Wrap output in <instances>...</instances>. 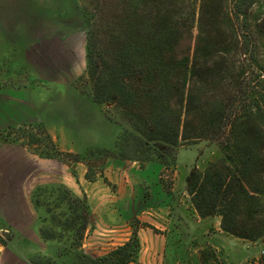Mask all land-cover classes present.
I'll use <instances>...</instances> for the list:
<instances>
[{"label":"trees","instance_id":"trees-1","mask_svg":"<svg viewBox=\"0 0 264 264\" xmlns=\"http://www.w3.org/2000/svg\"><path fill=\"white\" fill-rule=\"evenodd\" d=\"M97 5V12L82 9L84 77L91 100L119 129L111 147L73 154L86 166L85 179L102 175L94 170L92 157L174 170L179 148L204 139L217 145V153L200 167L199 152L185 176L193 209L200 217L219 216L221 230L235 237L263 236L264 0H111L115 12L104 23L102 4ZM99 23L109 43L105 53L94 43ZM193 27L195 36L179 55L175 46L181 29ZM33 126L39 131L30 132L22 145L63 162L72 154L57 147L43 123L23 127ZM13 130L7 128L5 136ZM38 143L40 151L32 148ZM50 187L68 206L56 213L37 197L41 187L32 193L39 236L53 241L52 250L45 247L30 257L32 264H136L141 246L137 228L105 253H88L82 248L84 232L91 227L85 193L75 195L63 184ZM7 240L0 238V244Z\"/></svg>","mask_w":264,"mask_h":264},{"label":"rangeland","instance_id":"rangeland-1","mask_svg":"<svg viewBox=\"0 0 264 264\" xmlns=\"http://www.w3.org/2000/svg\"><path fill=\"white\" fill-rule=\"evenodd\" d=\"M97 4H102L100 16L102 23H104L115 12H112L111 0H78L77 7L74 0H0V33L1 35H8V37L2 36L1 38L7 40V42L10 41V45L7 43L11 47V57L9 59H12V55L13 57L14 55H23L25 57V61H19L18 63L9 62L5 59L4 52H0V76L7 69H10L15 77L25 76L27 78L26 82H28L26 86L32 89V100L26 98V101H18L16 104L20 107H31L33 110L47 114L48 116L43 123L46 131L51 135L59 149L72 153L64 159V162L61 161L64 164L66 174L64 180L55 178V176H49L48 182L37 184L32 191L33 193L37 187H41L42 190L38 192L41 196L38 195L37 197L41 201L50 204V207L56 213L61 212L68 206L66 205L67 200L54 189L55 187L51 188L50 186L63 184L75 195L83 193L82 183L85 184L88 181L84 177L86 166L82 162L75 161L73 154H84L86 149L92 147H111L116 132L119 129V123L107 119L111 123L103 126L96 138L93 136V133L87 131L89 130L88 124L80 125L82 128L79 130H84L82 132L75 134L71 132L72 125L76 126L79 123V114L88 118L92 116L91 108L88 106L82 104L80 109H76L75 91L78 90V92L86 94L88 97L90 95V84L84 77L86 59L84 61L83 58H80L78 66L74 68H70L67 65L64 66L65 63L61 62L60 66L64 67H59L57 71L46 68L41 63L40 67H38L39 61L38 63H34V55L38 52L36 44L38 37L34 35V31L40 29L46 30L48 28L55 30L54 28L56 27L62 28V23L56 26L60 20L74 16L75 23V15L79 14L81 28L78 32L75 30L64 41L54 37L38 46L40 51L52 63L59 62L61 57H67L68 52L73 57L71 48L76 50L80 47L82 52L84 40L86 39V23L82 9L83 7H92L93 12H97L98 8L95 7ZM115 10H117V7ZM48 19L49 22H47ZM104 28V24L102 26L99 23L96 28L97 36L94 38L97 50L103 53L109 49ZM195 32V27L191 30L181 29L178 44L175 46V50L179 55H184L187 52L186 46L192 42ZM35 64L37 71L32 68L33 73L37 72L38 75L46 77L48 80L47 84L43 81L40 85V81L34 78L30 67H34ZM56 81L58 82L56 83ZM37 95H41L42 98L37 100L35 98ZM81 102H84L83 99ZM101 112L103 113V111ZM52 113L59 114L58 120L62 121V123L60 121L53 122V118L50 116ZM91 118L93 119V117ZM80 126L77 125V127ZM67 128L70 131L66 130ZM38 131L39 128L34 126L31 128L17 127L14 128L9 137L10 139H15L18 143H23L27 142L30 132L37 134ZM90 138H94L95 140H90ZM94 141L95 143H93ZM30 148L29 146L28 149L31 152H35ZM32 148L40 151L43 145L38 143ZM199 152H201V155L198 159V165L201 167L217 153V145L201 139L194 144L182 146L178 150L174 170L163 169L161 167L157 171V173L159 172V178L156 177L158 174L154 175L156 180L150 174L152 172V165L146 166L145 170L141 172L138 169L136 170L135 167L138 166L142 169L144 166H139L135 161L120 159L114 156H109L106 159L90 158V162L97 163V166H94V170L102 172V175L96 177L94 181L100 180L104 182L103 186H98V184L93 188L97 198L96 201L99 203L97 208L111 213L110 211L119 207L114 206L116 201H124L119 198V190L113 181L117 172L114 165L120 163L124 167L127 166V169H125L128 178V188L125 201H127V217L130 221L128 222V225H130L129 230L131 232L133 228H137V233L139 229L141 230V240L145 243V249L143 248L142 251L144 255L152 257L153 260L157 256L162 264H261V255L264 254V235L256 240H249L235 237L224 231L222 233L220 232L219 216L200 217L193 209L189 195L184 190V185L185 176L190 167L196 162ZM111 161L114 162V165L112 164L110 170H107L106 168H108V164ZM140 172L146 177L145 179H142ZM125 177L126 175H124ZM153 180L156 181L155 184ZM103 188H105L104 191ZM106 194L109 196L107 197ZM62 202L64 203L62 204ZM87 202L90 210L91 203L88 197ZM58 204H62L63 206H58ZM160 205H165L162 209L163 211H160L161 209L158 210L159 208L157 209ZM70 206H74V203L71 202ZM166 206H169V208H166ZM142 209L150 213H144L145 215L139 219L136 215H140ZM167 210L168 215L166 213ZM96 217H99L103 221L102 223L106 221L105 214L103 215L99 212ZM168 217H170V220L167 222L166 218ZM218 218L219 223L217 221ZM90 226V229L84 232L82 248L94 255L105 253L123 241L124 237H129L130 235L126 234L128 231L126 229L121 230L120 234L105 239L104 237L110 236L109 233H98L99 231L103 232V229H98L99 231L97 232V228L93 230V225ZM90 233L93 236L95 235V238L93 236L89 238ZM10 234V231H0V238L7 240V238H10ZM94 240L97 241L91 243ZM141 240L139 237L140 245ZM44 242H46L45 246L52 250L53 246L50 244L53 241ZM145 250L147 251L145 252ZM138 263L139 255L136 264Z\"/></svg>","mask_w":264,"mask_h":264},{"label":"crops","instance_id":"crops-1","mask_svg":"<svg viewBox=\"0 0 264 264\" xmlns=\"http://www.w3.org/2000/svg\"><path fill=\"white\" fill-rule=\"evenodd\" d=\"M74 1L77 7L78 0ZM70 18L65 20L62 19L59 23L56 24V26H58L62 23V28L56 27L54 28L55 30H50L48 28L46 30L40 29L38 31H34V35L38 37V40L36 39L38 52H36L34 55V63H38L39 61L38 67H40L39 65L41 63L42 66L57 71L59 67H64L65 65L70 68L77 67L80 58H83L85 61L86 39L84 40L82 52L80 50V47L76 50L71 48L73 57H71L70 53L68 52L67 57H61V59L57 63H52L50 60H48V57L38 48V46H40L41 44L48 42V39L50 38L56 37L61 41H64L68 38V35L74 33L75 30L76 32H78L81 28L79 14L75 15V23L73 19L74 16ZM47 22H49V19ZM2 36L8 37V35H1L0 33V52H4L5 59L9 62L11 61L16 63H18L19 61H25V57L23 55H14V57L12 55V59H9L11 57V47L9 46L10 41L7 42V40H3L1 38ZM7 43H9V45ZM61 62L65 63L64 66H60ZM32 68L37 71L36 64L34 67H30L31 72L33 73ZM10 71V69H7L6 72H4L3 75L0 76V231L5 230L10 231L11 233L6 245L0 244V264H32L30 262L31 255H33L37 251L44 250L46 247V242H44L38 234L40 221L39 218H37L38 212L35 210L31 202L33 188L37 184L48 182L49 176H55V178H61V180H64L66 174L64 171V164L60 160L55 158L41 157L38 154L31 152L26 145H22L21 143H18V141L10 139L9 136H5L6 133L4 132L9 127H23L29 123L34 122L44 123V120L48 116L41 111L33 110L31 107H20L16 104V102L18 101H26V98L32 100V89L26 86L28 81L26 82L27 78L25 76H20L17 78L15 77L14 73ZM33 76L40 81V85L43 81L45 82V84H47L46 82L48 80L46 77L38 75L37 72H34ZM57 82L58 81H56V83ZM59 82L62 83L61 81ZM35 98L37 100H40L42 97L41 95H37L35 96ZM75 99L77 102L76 109H80L82 104L84 106H88L91 108V117H93L92 119L91 117L88 118L79 114V123L77 125L80 126L83 124H88L89 130L87 131L93 133V136L96 138L97 135L100 134L99 131H101V128L111 122L107 120V118L101 112L100 108L91 100L90 95L88 97L86 94H81L77 90L75 91ZM82 99L84 102H81ZM50 116L53 118V122L60 121L58 120L60 117L59 114L56 115L52 113L50 114ZM60 122L62 123V121ZM77 125H72L71 132H73L74 134L84 131L83 129L79 130L80 128H82V126L77 127ZM66 130L70 131V129L68 128ZM90 140L95 139L90 138ZM93 143H95V141ZM112 164L114 165L113 161L109 162L108 168L106 169L110 170ZM148 165H152V172H150V174H152V177H155L154 175L158 174L156 177L159 178V172L157 173V171L161 169L160 165L149 163L144 165V168L142 169H140L138 166H136L135 168L136 170L138 169L142 172V170H145V167ZM114 166L116 167L115 170L117 171V175L115 174V178L113 181L116 183L117 189L119 190V198L124 201H116L114 206L116 205L119 207H116V209L110 211L111 213L106 212V210L103 211L101 208H97L99 203L96 201L97 198L95 196V191H93V188H95L98 184V186H103L104 182L96 180L94 182L86 181L85 184L82 183L83 192L86 194L91 203L90 222L91 225H93L92 229L96 230L97 228V232L99 231L98 229H103V232L99 231L98 233H109L110 236L104 237L105 239H109L111 238V236L120 234L119 232L121 230L127 229L128 231L126 234H130V225H128V222L130 221L127 217L126 208L127 201H125L127 198L126 192L128 188V178L126 172L127 166L124 167V165L120 163H117ZM124 175H126L125 178ZM141 175L142 179L146 178L142 173ZM156 177L154 178L155 180ZM155 180H153L154 184L156 182ZM79 182L81 183L80 180ZM104 190L105 188H103V191ZM106 195L107 197L109 196L108 194ZM165 203H167V201H165ZM164 207L165 205H160L157 207V209L159 208L158 210L161 209L160 211H163L162 209ZM166 208H169V206H166ZM98 211L103 215L105 214L106 221H104V223H102L103 221L99 217H96L99 213ZM140 213V215H136V217L139 219L140 217H143L145 215L144 213L150 212L142 209ZM166 213L168 215V210ZM166 220L168 222L170 220V217L166 218ZM217 221L219 223V218ZM140 231L141 230L139 229L138 233L141 240ZM220 232L223 233L222 230H220ZM91 236H93L92 233L89 234V238H91ZM93 238H95V235L93 236ZM127 238V236L124 237L123 241ZM96 241H91V243H94ZM123 241L119 242L118 244L122 243ZM144 247L145 243L141 240V249L139 252L138 264H162L161 260L157 256L155 257V260H153L152 257L144 255V253H142ZM146 251L147 250H145V252Z\"/></svg>","mask_w":264,"mask_h":264}]
</instances>
